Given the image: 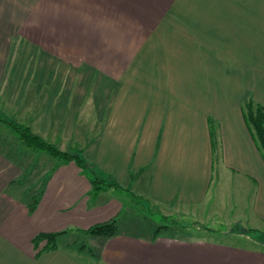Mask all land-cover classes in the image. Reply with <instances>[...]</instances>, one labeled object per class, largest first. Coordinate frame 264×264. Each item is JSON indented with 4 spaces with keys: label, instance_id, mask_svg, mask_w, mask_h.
<instances>
[{
    "label": "crops",
    "instance_id": "obj_1",
    "mask_svg": "<svg viewBox=\"0 0 264 264\" xmlns=\"http://www.w3.org/2000/svg\"><path fill=\"white\" fill-rule=\"evenodd\" d=\"M27 2L61 9L27 28V13L0 4V114L116 185L95 190L91 171L0 121V264H264V246L209 227L155 235L130 204L213 207L227 190L264 223V157L242 110L264 104V0ZM113 217L111 235L78 231ZM65 229L37 252L36 234Z\"/></svg>",
    "mask_w": 264,
    "mask_h": 264
},
{
    "label": "rangeland",
    "instance_id": "obj_2",
    "mask_svg": "<svg viewBox=\"0 0 264 264\" xmlns=\"http://www.w3.org/2000/svg\"><path fill=\"white\" fill-rule=\"evenodd\" d=\"M255 102H259L254 100ZM3 115V114H1ZM4 118H6L5 115H3ZM4 123V121H2ZM57 147V146H56ZM60 149L59 147H57ZM62 150V149H60ZM68 151V150H63ZM71 153H75L73 151H68ZM217 173H213V180H215V177ZM220 175V174H219ZM220 185H222L220 188H223L221 190H226V176L220 175L219 178ZM238 182L237 179L231 180V183ZM213 183V182H212ZM237 184V183H236ZM235 189V188H234ZM236 190V189H235ZM227 190L226 194L219 195L218 200H220L219 204H216L215 206L207 205L206 207L202 206L196 208L195 206H185V205H175L170 207H154L150 203H144L142 200H138L133 198L132 202L130 203L133 207L136 208V210L139 212L138 216H133L134 219H138L141 221L144 225L145 220H151L154 222V224L158 223H166L167 225H174L172 228L164 229L162 231H168L169 232H178V233H184L186 230H179L177 226L183 225V226H196L199 228H205L209 227L214 229L217 233L213 234H206L207 236L223 240L232 244H238L242 246H264V223H256L255 221L247 220L246 217L243 214L247 211L244 210V204L242 205V198L238 197H228L227 196ZM240 197V196H239ZM128 200V199H127ZM223 201V202H221ZM240 201V202H239ZM211 204L210 202H208ZM250 207V205H249ZM242 209L244 212L242 213ZM246 209V208H245ZM250 214V212L248 211ZM212 215H218L220 218L227 219L230 221L229 223H225L224 221L220 220H210V218H213ZM234 218H242L243 220H232ZM236 221V222H234ZM177 226H175L174 223ZM180 224V225H179ZM231 231L232 233H226V234H219L218 232H224V231ZM257 231V232H255ZM78 232V231H77ZM78 232L76 235H79ZM81 236V234H80ZM251 238V239H249ZM75 244L78 246V244L81 243V240L78 238L75 240ZM86 240H84V244H86ZM82 242V244H83ZM83 244V246H85Z\"/></svg>",
    "mask_w": 264,
    "mask_h": 264
},
{
    "label": "trees",
    "instance_id": "obj_3",
    "mask_svg": "<svg viewBox=\"0 0 264 264\" xmlns=\"http://www.w3.org/2000/svg\"><path fill=\"white\" fill-rule=\"evenodd\" d=\"M243 116L246 122V125L251 131L252 137L260 149L264 157V104L260 102H255L253 99H248L243 104ZM0 121L7 123L22 142L30 149L34 151H45L50 154L52 157L58 160H71L76 163L83 171H91L94 176L92 178V187L95 190L102 188H107L116 183L105 181L104 179L97 176L93 168L79 153H71L68 151H63L58 149L55 145L47 142L38 134L33 133L28 127H24L17 123H13L3 115L0 114ZM36 198L33 199L32 203L29 206V209L32 210L36 203ZM175 226L178 223H174ZM180 225V224H179ZM174 225L166 223L155 224L154 234L160 233L164 229L172 228ZM179 230L188 231L186 226L180 225L177 226ZM116 229V217H113L107 221L96 223L84 230H78L83 234L87 235H111ZM68 229L58 231V232H49V233H38L32 238V243L35 248H38L41 243H43L37 252L55 248L57 246V238L61 234L68 232ZM257 232V231H255Z\"/></svg>",
    "mask_w": 264,
    "mask_h": 264
},
{
    "label": "clouds",
    "instance_id": "obj_4",
    "mask_svg": "<svg viewBox=\"0 0 264 264\" xmlns=\"http://www.w3.org/2000/svg\"><path fill=\"white\" fill-rule=\"evenodd\" d=\"M4 0H0V4H2ZM11 2L15 5V7L19 10L21 14L27 13L28 18L25 19H20L19 23L20 26L22 27H27V28H36L39 27L40 24V18L47 14L49 11V7L59 14V11L61 9V5H51V6H43L40 3H28L27 0L25 2H21V0H11ZM13 22H16L18 17H17V12L13 11L12 12V17H11ZM106 19H108L106 17ZM115 23H118V21H113Z\"/></svg>",
    "mask_w": 264,
    "mask_h": 264
}]
</instances>
